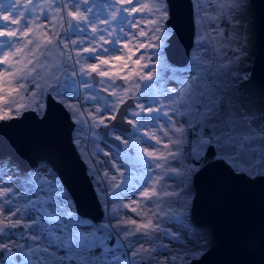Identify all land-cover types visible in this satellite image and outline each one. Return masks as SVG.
Segmentation results:
<instances>
[{
  "label": "rangeland",
  "instance_id": "1",
  "mask_svg": "<svg viewBox=\"0 0 264 264\" xmlns=\"http://www.w3.org/2000/svg\"><path fill=\"white\" fill-rule=\"evenodd\" d=\"M191 2L194 41L181 64L164 53L172 33L165 0L0 5V119L25 109L42 115L48 93L61 101L103 207L96 221L78 213L47 160L23 169L11 156L1 157L10 172L0 182V264H173L170 236L177 233L169 221L181 212L191 216L205 141L236 172L264 174L257 167L264 152L251 151L264 141L246 144L243 153L225 147L264 135V92L250 79L251 1L228 5L232 17L224 27L233 38L222 53L213 33L223 29L209 26L216 11L202 0ZM124 104L129 129L113 123ZM106 120L103 128L112 124L105 134L117 142L98 130ZM194 223L193 240L204 252L214 236L208 225Z\"/></svg>",
  "mask_w": 264,
  "mask_h": 264
},
{
  "label": "water",
  "instance_id": "2",
  "mask_svg": "<svg viewBox=\"0 0 264 264\" xmlns=\"http://www.w3.org/2000/svg\"><path fill=\"white\" fill-rule=\"evenodd\" d=\"M250 1L255 18L250 79L264 92V0ZM166 2V21L172 26V33L164 53L174 64L186 63L194 41L192 2ZM91 78L96 84L97 75L92 74ZM125 105L118 109L113 123L129 129ZM74 125L65 105L48 93L42 115L25 109L20 115L0 119V158L9 155L23 169L38 160H47L70 192L77 212L96 221L102 216L103 207L72 140ZM104 136L117 142L112 136ZM202 160L196 172L204 170L198 177L195 172L193 178L196 193L191 216L194 222L211 228L215 243L204 251L201 264H264V174L248 176L236 172L222 157L211 154Z\"/></svg>",
  "mask_w": 264,
  "mask_h": 264
},
{
  "label": "snow or ice",
  "instance_id": "3",
  "mask_svg": "<svg viewBox=\"0 0 264 264\" xmlns=\"http://www.w3.org/2000/svg\"><path fill=\"white\" fill-rule=\"evenodd\" d=\"M4 2L5 0H0V5H2ZM202 2L209 5L217 13L215 20L211 21L209 26L215 28L218 24L219 27L223 29V31L219 32L218 35L216 33H213L215 39L218 41L216 50L217 52L222 53L224 51L226 41L233 38L232 36H230L227 28L224 27L232 17L231 9L228 7V5L231 3V0H202ZM0 10L3 9L0 8ZM197 107H199V105ZM219 107L221 111H224L228 107V105H226L222 101ZM249 123L253 122L249 121ZM255 139L264 141V135H261L260 137H246L244 141L239 144L234 141H229L227 142L225 147L243 153L244 146L246 144H252V141ZM205 145V156L201 157V159L207 158L209 154L215 155L216 149L214 148V146L208 141H205ZM251 151L264 152V145L253 147ZM218 162L222 163L223 160L219 159ZM196 163H199V160H196ZM209 166L210 165H205V167ZM257 167L264 168V156H261V158L259 159ZM203 170L204 169L201 168L196 172L195 175L198 177L200 172H202ZM9 172L10 169L0 165V182L4 180ZM177 203L178 206L182 207V205H179V202ZM169 223L174 225L173 231L177 233V235L175 236H170V243L176 249V252L171 256L173 264H201L204 255L203 244L193 240V236L198 231V227L192 221L190 214L186 215L185 212H181L178 217L170 219Z\"/></svg>",
  "mask_w": 264,
  "mask_h": 264
},
{
  "label": "flooded vegetation",
  "instance_id": "4",
  "mask_svg": "<svg viewBox=\"0 0 264 264\" xmlns=\"http://www.w3.org/2000/svg\"><path fill=\"white\" fill-rule=\"evenodd\" d=\"M166 1V0H165ZM167 3V2H166ZM169 24V23H168ZM5 25H6V23H5ZM170 25V24H169ZM7 26V25H6ZM171 26V25H170ZM2 27H3V25H0V29H2ZM8 27V26H7ZM171 28H172V26H171ZM108 122V120H106L103 124H101V125H99L98 126V130L99 131H102V132H104V135H105V133L108 131V128H103V125H105V123H107ZM111 128V127H110ZM115 129L112 127L111 129H110V131L112 132V131H114ZM106 131V132H105ZM116 131V130H115ZM110 132V133H111ZM113 134H114V132H113Z\"/></svg>",
  "mask_w": 264,
  "mask_h": 264
},
{
  "label": "trees",
  "instance_id": "5",
  "mask_svg": "<svg viewBox=\"0 0 264 264\" xmlns=\"http://www.w3.org/2000/svg\"><path fill=\"white\" fill-rule=\"evenodd\" d=\"M79 213V212H78ZM93 249V248H92ZM92 249H89L90 251L92 250ZM89 250H88V252H89ZM91 253V252H90ZM91 254H93V253H91Z\"/></svg>",
  "mask_w": 264,
  "mask_h": 264
},
{
  "label": "clouds",
  "instance_id": "6",
  "mask_svg": "<svg viewBox=\"0 0 264 264\" xmlns=\"http://www.w3.org/2000/svg\"><path fill=\"white\" fill-rule=\"evenodd\" d=\"M57 99V98H56Z\"/></svg>",
  "mask_w": 264,
  "mask_h": 264
}]
</instances>
